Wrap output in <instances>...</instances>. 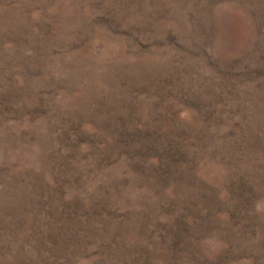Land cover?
Masks as SVG:
<instances>
[{"label": "rangeland", "instance_id": "rangeland-1", "mask_svg": "<svg viewBox=\"0 0 264 264\" xmlns=\"http://www.w3.org/2000/svg\"><path fill=\"white\" fill-rule=\"evenodd\" d=\"M0 264H264V0H0Z\"/></svg>", "mask_w": 264, "mask_h": 264}]
</instances>
